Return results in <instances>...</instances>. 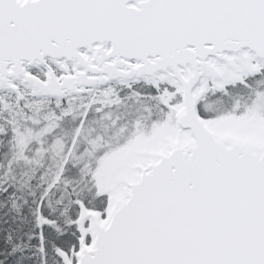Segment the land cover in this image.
Returning a JSON list of instances; mask_svg holds the SVG:
<instances>
[{"label": "snow or ice", "instance_id": "6c2138e0", "mask_svg": "<svg viewBox=\"0 0 264 264\" xmlns=\"http://www.w3.org/2000/svg\"><path fill=\"white\" fill-rule=\"evenodd\" d=\"M0 264H264V0H0Z\"/></svg>", "mask_w": 264, "mask_h": 264}]
</instances>
